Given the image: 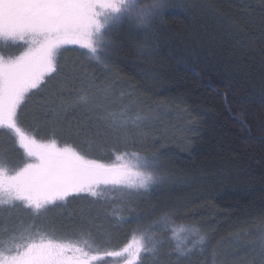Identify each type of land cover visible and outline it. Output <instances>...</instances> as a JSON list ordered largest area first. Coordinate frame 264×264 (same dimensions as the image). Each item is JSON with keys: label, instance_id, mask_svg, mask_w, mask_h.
Listing matches in <instances>:
<instances>
[{"label": "trees", "instance_id": "trees-1", "mask_svg": "<svg viewBox=\"0 0 264 264\" xmlns=\"http://www.w3.org/2000/svg\"><path fill=\"white\" fill-rule=\"evenodd\" d=\"M164 3L146 30L127 19L113 24L103 63L89 59L84 49H61L59 71L32 91L20 124L36 139L75 147L54 133L51 97L57 110L63 102L72 107L74 96L62 97L63 89L70 94L71 86L115 82L116 94L123 91L126 102L140 107L137 113L159 122L143 125L127 149L112 145L104 155L88 157L107 162L112 155L135 152L155 161L163 184L140 194L150 203L139 211L134 206L136 217L143 212L155 221L168 213L175 217L166 222L168 228L195 225L205 237L192 255L178 258L166 231L162 256L152 260L149 251L137 264H264V0ZM4 133L19 153L11 135L0 130ZM80 205L72 208L84 226L80 234L94 245L98 237L92 236L104 223L114 249L143 224L124 225L107 209Z\"/></svg>", "mask_w": 264, "mask_h": 264}, {"label": "snow or ice", "instance_id": "snow-or-ice-1", "mask_svg": "<svg viewBox=\"0 0 264 264\" xmlns=\"http://www.w3.org/2000/svg\"><path fill=\"white\" fill-rule=\"evenodd\" d=\"M164 8V0L143 4L141 0H0V39L27 45L19 55H0V130L14 135L19 148L31 158L18 169H9L0 162V205L19 201L39 213L70 194L87 193L99 199L104 195L103 188L109 186L113 191H140L156 183L155 161L125 152L117 154L113 163H104L73 145L61 147L56 139L38 140L21 126L20 110L32 91L59 71L58 54L64 45H79L89 59L103 63L107 59L105 50L111 47L107 34L113 24L127 19L146 30ZM117 87L115 82L89 84L75 102L91 103L96 110L107 112L116 103L113 97ZM124 96L121 91L120 99ZM129 110L126 106L118 115L109 112L104 119L111 120L110 126L116 129L138 127L145 117L139 113L129 117ZM174 219L165 213L148 229ZM182 230L198 237L199 246L204 245L205 237L197 226H182ZM147 231L134 236L119 251H93L86 241L80 245L50 238L44 232L32 233L30 228L19 234H9L5 229L0 236V264H94L105 257L125 254L128 259L124 264H136L141 252L156 250L155 243L149 247L145 242ZM196 247L193 243L190 248L178 249V258L191 255ZM261 254L264 257V244Z\"/></svg>", "mask_w": 264, "mask_h": 264}, {"label": "rangeland", "instance_id": "rangeland-1", "mask_svg": "<svg viewBox=\"0 0 264 264\" xmlns=\"http://www.w3.org/2000/svg\"><path fill=\"white\" fill-rule=\"evenodd\" d=\"M64 47L80 48L79 45L72 44L64 45L62 49ZM26 48L27 45L22 41H5L0 39V55H3L5 58H8L12 55H19ZM64 82L65 81H61L58 82V84L60 83V86H63ZM72 87L75 88L73 92L70 91ZM82 87L84 88V84L71 86L69 89L70 94L68 93L67 88L63 89L60 87L63 89L62 93L60 94L62 97H64L66 95L64 92H66L67 95L74 96L72 99L73 101H76L77 96L83 95L84 93L85 89ZM85 87L88 88L89 84H87ZM56 89L57 88L53 89L50 94H54ZM52 97V108L51 112L49 113V121L53 128L55 126L57 127L56 131L54 132L57 135V138L65 143L69 142L74 144L75 147H78L79 151L90 157H94L93 155H104L105 148H108L112 145L113 148L114 146L121 145L123 146V149H127L130 137L138 136V134L141 133L143 125L152 126L153 124L159 122L158 117H145L138 127H133L131 125L126 129H116L111 127V120L104 119L107 113L111 112L118 115L120 110L127 106L130 109L127 115L129 117H133L138 114L136 109H140V107L137 105L126 102L124 100L125 98L121 100L120 94L116 93L115 97H113V99L116 100V103L108 107L107 112L103 109L99 111L96 110L91 103L80 104L76 102L74 106L72 105V107L69 102L66 104L63 102V104L58 107V110L61 111L59 112L56 109L58 103L55 101V96ZM59 127L60 129H58ZM8 133L13 138L19 153L14 154L12 147L8 146V141L10 140L9 137L5 133L0 134V162H3L9 169H18L19 167H23L25 163L31 162V158L25 156L23 150L20 149L16 143L14 135H12L10 132ZM50 139L38 140L47 141ZM58 144L61 147L65 146L59 142ZM116 155H112L107 162H102L113 163L115 161ZM139 156L144 158L141 155ZM135 162L136 161L133 159L132 163ZM157 178L158 179L156 183L151 185L148 190L113 191L110 186L108 188H103L102 186L104 195L99 199L92 197L87 193L70 194L64 200H59L53 204L47 205L44 209L40 210L39 213L35 212L31 208L25 207L24 204L19 201L14 202V205H0V236L3 235L5 229L8 230L9 234H12L13 232L19 234L24 229L30 228L32 233L44 232L48 237L58 239L62 242H72L84 245L85 241L88 240L83 236L85 239L84 240L82 238L83 234H80L81 231H83L84 226L79 225L75 215L76 212L72 210L75 205L81 204L82 206L80 205V208L83 210L85 206H90L93 209H107L109 211L108 213L111 212L112 214L117 215L121 221H123L121 223L124 225L131 224L133 221H139L141 224L143 223L142 226H139L135 229L126 243L118 249L111 247L115 245V242L109 240L108 231L105 230V223L100 225V231L98 232L97 236H92L98 237V242H96L97 240L94 239L96 242L94 245L93 241H86L88 245H91V249L93 251L97 248L101 250L119 251L125 245L129 244L133 240L134 236L140 237L142 234H144L146 229L148 230V238L145 240L146 244L149 247H151L153 243L156 244L155 252L150 251L152 260L159 259L163 254L164 246L162 245L166 243V241L163 239V235L166 231L169 232V239L167 242H171L173 244V248H190L193 246V243H197L195 250L198 249V241L196 240V236L188 231L182 230V226L172 224L170 225V228H168L166 223H161L160 226L156 227L155 229H148L149 225L158 220L152 221V214H146L143 212H140L139 220L135 219L136 215L134 213V206L139 211V207L142 208L150 203V199L148 200L145 197H139L140 194L146 193L155 188H160L162 186V178L160 176H157ZM78 213H80V211H78ZM147 220H150L151 222L145 223ZM92 237H89V239H92ZM118 240L120 239L118 238ZM251 250H253V248ZM205 251V248L201 251H198V255L203 256ZM145 253L146 252H141L140 258ZM126 259H128L127 254L122 257H105L103 260L94 262V264H124Z\"/></svg>", "mask_w": 264, "mask_h": 264}]
</instances>
